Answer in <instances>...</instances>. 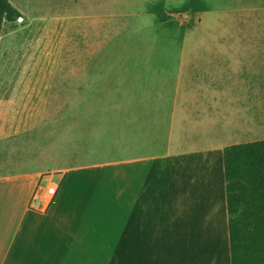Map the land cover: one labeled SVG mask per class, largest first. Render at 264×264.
Instances as JSON below:
<instances>
[{"label":"rangeland","instance_id":"374dc122","mask_svg":"<svg viewBox=\"0 0 264 264\" xmlns=\"http://www.w3.org/2000/svg\"><path fill=\"white\" fill-rule=\"evenodd\" d=\"M10 2L21 16L4 22L0 34V139L29 136L32 143L1 145L9 161L47 148L34 161L88 164V208H116L118 183L131 180V162L121 161L133 156V133L137 153L149 143L138 100L150 106L156 73L179 65L215 71L240 97L251 94L255 116L264 112V0ZM88 71L106 75L95 84ZM43 111L51 116L42 143ZM236 133L224 143L264 139V129Z\"/></svg>","mask_w":264,"mask_h":264},{"label":"crops","instance_id":"0c3cea01","mask_svg":"<svg viewBox=\"0 0 264 264\" xmlns=\"http://www.w3.org/2000/svg\"><path fill=\"white\" fill-rule=\"evenodd\" d=\"M172 67L150 81L149 107L138 100L150 139L137 153L133 133V156L121 161L131 162V183H118L116 208H88V164L34 161L47 148L9 161L1 143L32 140L0 139V264H230L224 142L238 128L264 129V112L255 116L251 94L240 97L215 71ZM90 72L95 84L106 75ZM50 116L43 111L39 118L42 143ZM153 144L162 145L159 152ZM50 185L56 191L47 205L32 207L31 198Z\"/></svg>","mask_w":264,"mask_h":264},{"label":"trees","instance_id":"16d2710c","mask_svg":"<svg viewBox=\"0 0 264 264\" xmlns=\"http://www.w3.org/2000/svg\"><path fill=\"white\" fill-rule=\"evenodd\" d=\"M20 16L10 0H0V34L4 22ZM223 173L230 264H264V139L225 146Z\"/></svg>","mask_w":264,"mask_h":264},{"label":"built area","instance_id":"2783aa9c","mask_svg":"<svg viewBox=\"0 0 264 264\" xmlns=\"http://www.w3.org/2000/svg\"><path fill=\"white\" fill-rule=\"evenodd\" d=\"M56 191V187L54 185H50L46 187L44 193L42 194H35L31 198V206L36 208L37 206H40L41 203H43L44 207L47 205L50 198L54 195Z\"/></svg>","mask_w":264,"mask_h":264}]
</instances>
